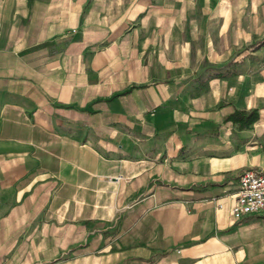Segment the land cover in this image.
Here are the masks:
<instances>
[{"label": "crops", "instance_id": "0c3cea01", "mask_svg": "<svg viewBox=\"0 0 264 264\" xmlns=\"http://www.w3.org/2000/svg\"><path fill=\"white\" fill-rule=\"evenodd\" d=\"M247 169L264 0H0V264H264Z\"/></svg>", "mask_w": 264, "mask_h": 264}, {"label": "built area", "instance_id": "2783aa9c", "mask_svg": "<svg viewBox=\"0 0 264 264\" xmlns=\"http://www.w3.org/2000/svg\"><path fill=\"white\" fill-rule=\"evenodd\" d=\"M229 211L236 219L253 213L264 215V171L247 169L238 175Z\"/></svg>", "mask_w": 264, "mask_h": 264}]
</instances>
